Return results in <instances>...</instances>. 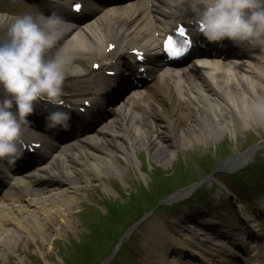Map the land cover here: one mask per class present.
Segmentation results:
<instances>
[{
	"label": "bare ground",
	"instance_id": "6f19581e",
	"mask_svg": "<svg viewBox=\"0 0 264 264\" xmlns=\"http://www.w3.org/2000/svg\"><path fill=\"white\" fill-rule=\"evenodd\" d=\"M158 3L163 4L161 6L164 11L163 14H167L168 19L171 18L170 20L167 19L166 24L174 22L176 18L173 16L179 13H184L187 17L196 16L193 11L192 0H158ZM184 7L187 8L183 9ZM126 10L132 15L126 14ZM136 13H139V19L132 21L131 17ZM108 16L107 20L104 21L103 19L99 23L94 24L92 28L90 27L89 30L78 37L73 36L70 39L60 37L61 40L65 41L63 48H74L76 51L82 48L83 51H80V54H83V52L86 54L91 48L94 50L99 43H106L112 40L120 43L119 47L121 45L128 47L134 44L145 46L150 36L151 29L148 25H151L152 19L150 17H153V19L160 18L158 12L153 11L148 14L139 4L112 10V13ZM114 18L115 21L120 22L115 24ZM165 21L159 23V21L153 20L152 25L155 26L157 31H160L161 27L159 26H162ZM111 25L117 27L111 28ZM133 29L135 30L133 36H129ZM127 31L131 32L127 34L125 33ZM145 47L147 53L152 55L153 51L150 48V44ZM59 54L61 53L59 52ZM203 71L207 82L203 81L205 83L202 84L203 86L200 90L195 89L193 85L188 83L174 86L172 78L168 77L167 73L156 76L158 82L161 83L158 86V89L161 90L159 96L168 97L170 92H177L178 97L168 99L166 107L172 113L189 117L186 120L185 134L176 126H172L173 120L168 117L163 118L167 122L163 121L158 125L163 134L160 140L165 142L159 149L154 150L152 154L161 163H165L174 156L173 148H178L179 146L188 148L193 142L201 143L204 141L206 143L211 137L218 139L228 129L230 134L235 136L238 131L247 132L255 124L264 122V112L257 109V105L264 104V77L262 84L247 79L243 75H238L237 80H230L228 78L229 70L218 62L212 63L211 67L204 68ZM197 93L199 94L198 98L195 97ZM146 94L147 96L151 95V90ZM191 98L192 101H190ZM140 101H143V99ZM140 101L137 104H145ZM150 105L159 107L160 103L151 101L148 106ZM218 106H221L220 111ZM120 108L125 110L124 117L122 116L119 120L116 119V121L111 122L108 128H111L115 135H120L122 138L121 142L116 140L113 135L85 141V146H82V141H77L74 144L71 143L66 151L62 149L57 155L53 156L52 162L45 169L42 178L48 183L56 184L57 186L65 183L68 185V189L49 195L46 198V200H49L48 206L45 200L34 198L36 194H32L29 191L30 187H28V184L21 180L13 179V186L5 192L4 198L10 201L11 205L20 198L25 201V204L23 206L12 205L11 209H3L0 206V237L3 233L1 230L2 225L8 224L15 229V232L17 230L23 233L24 236L26 235V238H29L30 233H32L44 242L46 239L45 235H47L45 227L50 222V218L53 217L52 213L56 214L54 216L58 217L62 223L67 224L65 220L66 211L75 202L73 201L75 200L74 194L76 192L75 182L87 183L91 178L100 179V177L110 173L125 174V170L115 163V152L117 151V153L130 157L131 154H135L134 149L136 146L148 148L151 142H155L153 139L154 121L146 122L143 126L142 123H136L133 120L135 116L131 113H137L135 109L125 104H122L118 109ZM160 108L162 109V107ZM152 109V116H157L155 109L158 108ZM167 112L169 111L167 110ZM209 118L213 122L212 127L208 122ZM166 123H168L167 127L165 126ZM170 128L173 129L172 133L169 130ZM226 165H229V161ZM102 186L104 190L108 191L107 186L104 184ZM66 191L67 193L71 192L68 197L71 203H68L67 197H64ZM38 201L43 202L39 203ZM4 211L6 213H2ZM8 211L9 213H7ZM29 239L34 240L32 237ZM14 241L17 243L20 239L14 238ZM254 255L264 262V256L260 258L257 254ZM159 257L161 264H170L165 261V257H162V255H159ZM155 262L158 263V260H155Z\"/></svg>",
	"mask_w": 264,
	"mask_h": 264
},
{
	"label": "clouds",
	"instance_id": "9594fccd",
	"mask_svg": "<svg viewBox=\"0 0 264 264\" xmlns=\"http://www.w3.org/2000/svg\"><path fill=\"white\" fill-rule=\"evenodd\" d=\"M197 27L208 43L227 40L234 46L264 42V0H192ZM40 21H43L41 23ZM55 15L18 16L0 39V160L14 164L22 156V124L36 102L58 104L62 95L67 57L48 55L61 37ZM264 112V104L257 105ZM71 113L55 110L45 117L48 129L67 130Z\"/></svg>",
	"mask_w": 264,
	"mask_h": 264
},
{
	"label": "rangeland",
	"instance_id": "374dc122",
	"mask_svg": "<svg viewBox=\"0 0 264 264\" xmlns=\"http://www.w3.org/2000/svg\"><path fill=\"white\" fill-rule=\"evenodd\" d=\"M252 128L253 127H251V129H249V131H247V132L242 131V130L240 132L246 134L247 136L249 134H251V132H252V136L254 135L253 137H254V139L256 138L255 139V141H256L258 139V136H262V135L258 133V130L256 127H255V129L254 128L252 129ZM230 143H231V141H230ZM213 144H214L213 140L210 139L209 145L211 146ZM136 152H139V149H137V147H136ZM140 152H139L138 156H141V154L144 152V150H142ZM149 161L154 165L157 164V162H155L151 157L148 159V162ZM115 162L118 163L119 165H121L123 168H124V166H126V167L128 166V164L123 163L122 158H119V157H118V159L115 160ZM133 162H135V163H133ZM133 162H132L133 163L132 167H136V165L140 164V162L138 160H136L135 158H133ZM129 168H131V167H129ZM129 168H127V169L129 170ZM126 172L128 173V171H126ZM128 174H127V176H128ZM78 189H79L78 195L79 196L83 195L85 200L94 199L93 194L96 193V190H84L83 188H80V187H78ZM84 201L79 200L78 204L81 206ZM67 221L69 223V226H67V227L64 226V224L62 222H58V224H53V223L51 224V222H50V224H47L46 233L48 236L50 234V237H49L50 239L52 238V240L50 241V246H49V241H48V244L43 246L40 244V242H39L40 240L38 239V240H36L35 244L30 245L31 247H30L29 251L26 252L25 255H19V259H12L10 261H6V259L4 258V259L0 260V264H3L5 262L6 263L8 262V264H37V263H33V261H35L34 259H37V258H30L31 256L29 254H31V255L35 254L38 257V259L41 260V264H64L61 262V259L59 258V254L57 251L58 250L57 248L59 247L58 243L59 242H61V243L66 242L64 239L67 238L69 235H72V238H75V239L78 236L80 237V229L77 228L79 225V222H78V218L75 216V212L69 213L67 215ZM56 230L58 231V233H56L57 232ZM146 232H147L146 230H142V233L140 234V236L142 237V235ZM141 237H139L137 239V243L140 245L141 251H144L142 248ZM144 237H145V235H144ZM48 246H49V248H48ZM129 250H131V252L132 251L134 252V250H132L131 248ZM129 254L132 255V253H129Z\"/></svg>",
	"mask_w": 264,
	"mask_h": 264
},
{
	"label": "snow or ice",
	"instance_id": "6c2138e0",
	"mask_svg": "<svg viewBox=\"0 0 264 264\" xmlns=\"http://www.w3.org/2000/svg\"><path fill=\"white\" fill-rule=\"evenodd\" d=\"M80 9H81L80 4L74 5L75 11L79 12ZM178 34L182 37L185 36V32L183 29L178 30ZM187 43H188L187 40H185L183 45L177 46L173 43V37L169 36L168 39L165 41L164 48H165V51L169 54V56L179 57L180 55H182L183 51L187 50V47H186ZM111 48H112V45H109V50H111ZM137 56H138V58H141V59L143 58L142 54H140V53H137ZM110 75H112V74L110 73ZM81 111H83V109H81Z\"/></svg>",
	"mask_w": 264,
	"mask_h": 264
}]
</instances>
